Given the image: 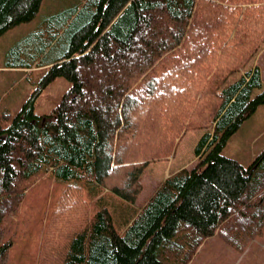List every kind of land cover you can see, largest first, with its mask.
Listing matches in <instances>:
<instances>
[{"label":"trees","instance_id":"obj_1","mask_svg":"<svg viewBox=\"0 0 264 264\" xmlns=\"http://www.w3.org/2000/svg\"><path fill=\"white\" fill-rule=\"evenodd\" d=\"M42 2L0 0V38ZM59 13L46 36L11 49L47 67L16 116H0V264L13 244L7 219L48 173L61 193L38 264H189L215 235L252 242L264 228V152L245 168L221 150L264 105L258 67L228 83L264 44V0H81ZM58 77L70 89L52 114H35ZM197 130L212 131L194 148L197 165L136 208L146 167Z\"/></svg>","mask_w":264,"mask_h":264},{"label":"rangeland","instance_id":"obj_2","mask_svg":"<svg viewBox=\"0 0 264 264\" xmlns=\"http://www.w3.org/2000/svg\"><path fill=\"white\" fill-rule=\"evenodd\" d=\"M79 1L81 0H43L39 19H44V15L48 10H59L65 6L77 4ZM18 33L19 31H10L3 39H0L1 67L4 66V60H1L4 52L9 50L15 43L19 36ZM256 67L260 70L262 89H264V44L241 72L230 77L228 83L238 80L246 72ZM45 73L46 70L37 71L35 69L31 75L16 71L0 70V116L4 113H9L12 117L16 116L23 104L31 97L42 75L44 76ZM71 85V82L62 77H58L49 83L35 101V114H52ZM258 93L259 91L256 90L255 95ZM10 123L11 121L1 122L4 128L8 127ZM206 132L212 131L197 130L187 132L176 154L170 158L171 160L173 158L179 160V163H177L178 169H192L197 165L199 160L194 156L193 150L197 143L196 141ZM263 152L264 105H261L228 139L221 153L226 157L239 161L247 168ZM157 176L153 169L144 170L141 175L143 191L136 204L142 206L162 182L157 180L161 176ZM60 193V183L56 181V178L51 173L32 180L19 206V210L15 215L9 217L5 223L7 227L5 239H9L12 236L11 239L13 240V244L9 249L8 264H38L44 230L55 210ZM103 194L105 198L112 199L108 191L105 190ZM96 206L98 207L93 201L92 211L97 208ZM248 243L247 239H242L240 242L235 241L234 244H231L215 235L204 241L189 264H264V228L262 233L257 235L249 243L246 250L242 252V246Z\"/></svg>","mask_w":264,"mask_h":264},{"label":"crops","instance_id":"obj_3","mask_svg":"<svg viewBox=\"0 0 264 264\" xmlns=\"http://www.w3.org/2000/svg\"><path fill=\"white\" fill-rule=\"evenodd\" d=\"M42 6H43V2H42V5H41V8H40L39 13L37 14V16L32 21L11 28L9 31H7L0 38V39H3V37H5L10 31H19V33H18L19 36L17 37L15 43L10 47L9 50H5V52L3 54V57H2L1 60H4V66L3 67L0 66V70H3V71H16L18 73H22V74H26V75H31L33 73L34 69L37 70V71H44L46 69L47 66L40 65V64H37L35 62L34 63H31V65L30 64H27V61L25 60L24 57H22V55L20 53L15 54L14 52L11 51V49L22 40V38H25L27 36H31L32 34H38V33H39L40 36H43V35L46 36L47 35V30H49V28H50V26L48 25L50 23V21L54 17H56V16H58V15L61 14V13H59V10H48L45 13V15H44V19L40 20L39 18L41 17L40 14L42 12ZM47 22H48V24L46 25V27H44ZM21 30H23V31L21 32ZM12 61H14V62H20L23 65H20V66L19 65H11V62ZM258 91L260 93L262 91V89L261 90H258ZM255 92H256V90H254V92H253V97L256 96L255 95ZM199 139H200V137H199ZM199 139H198V141H199ZM198 141H196V142L198 143ZM193 152H194V150H193ZM194 156L197 158V160H199L198 157L195 155V153H194ZM177 163H179V160H177L176 158H173L172 160L170 159L168 161L150 164L146 168V170L153 169V171L158 176H161V177H158L157 176L158 177L157 180H161L163 182L173 172L181 170V169H178L177 168V166H178ZM158 186H157V188H158ZM155 190H154V192H155ZM115 202H116V204H120L121 203V201L119 199H115ZM134 206L136 208H139L138 207V204H134ZM96 211H97V209H95L94 211H92L93 214ZM121 228H119V230ZM120 232L122 234L123 233V230L121 229Z\"/></svg>","mask_w":264,"mask_h":264},{"label":"bare ground","instance_id":"obj_4","mask_svg":"<svg viewBox=\"0 0 264 264\" xmlns=\"http://www.w3.org/2000/svg\"><path fill=\"white\" fill-rule=\"evenodd\" d=\"M93 196H95V195H93Z\"/></svg>","mask_w":264,"mask_h":264}]
</instances>
